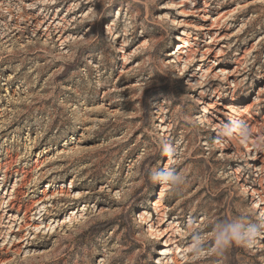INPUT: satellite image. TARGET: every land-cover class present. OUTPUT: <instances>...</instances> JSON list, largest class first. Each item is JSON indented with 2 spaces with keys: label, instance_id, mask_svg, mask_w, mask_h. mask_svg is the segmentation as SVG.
<instances>
[{
  "label": "rangeland",
  "instance_id": "374dc122",
  "mask_svg": "<svg viewBox=\"0 0 264 264\" xmlns=\"http://www.w3.org/2000/svg\"><path fill=\"white\" fill-rule=\"evenodd\" d=\"M0 36V264H264V0H0Z\"/></svg>",
  "mask_w": 264,
  "mask_h": 264
},
{
  "label": "clouds",
  "instance_id": "9594fccd",
  "mask_svg": "<svg viewBox=\"0 0 264 264\" xmlns=\"http://www.w3.org/2000/svg\"><path fill=\"white\" fill-rule=\"evenodd\" d=\"M218 132L222 137L238 135L242 143H246L251 135L248 125L242 119H235L227 124H222ZM160 151L168 156L175 154V150L167 141L161 142ZM149 178L153 183L168 184L173 188L180 185L184 179L171 167L155 169L150 173ZM259 232L260 229L256 225H245L239 220L219 226L215 234V250L220 251L232 244H248L257 237Z\"/></svg>",
  "mask_w": 264,
  "mask_h": 264
},
{
  "label": "bare ground",
  "instance_id": "6f19581e",
  "mask_svg": "<svg viewBox=\"0 0 264 264\" xmlns=\"http://www.w3.org/2000/svg\"><path fill=\"white\" fill-rule=\"evenodd\" d=\"M46 9H48V8H45V9H43L42 11H44V10H46ZM53 21H49V24L48 25H51V23H52ZM34 26H36V29H37V27H38V25L35 23V25ZM16 26H14V28H15ZM13 28V29H14ZM9 34V33H8ZM14 35H16V34H14ZM13 35V36H14ZM176 38H179L180 40H183L181 37H176ZM0 40H2V37L0 36ZM6 41H3V43H5ZM183 42V41H182ZM3 43H1L0 44V47L3 45ZM177 52H179V54H183V55H188L189 53H190V46H184L182 43H180V44H177ZM14 53V52H13ZM22 65V64H21ZM91 100L90 99H87L86 100V103H88V102H90ZM253 104V103H252ZM252 104H250V105H252ZM243 110V109H242ZM232 113V112H231ZM249 113V109L247 110V111H243V112H233V114H234V116H236L237 118H235V119H241V116L243 117L244 115H247ZM249 115V114H248ZM235 119H231V121L232 120H235ZM244 120V119H243ZM257 177H258V180H256L257 181V183L259 184L261 181H262V179L261 178H263L262 177V175L260 176V175H256ZM162 190H164V189H162ZM256 193H259V191H255ZM69 194V193H68ZM71 195V194H70ZM73 198H78V195H73L72 196ZM153 205L155 206V208H156V206H158V205H156V202H154L153 203ZM263 209H264V207H263ZM144 213V212H143ZM145 214V213H144ZM144 214H139V217L138 218H140L141 219V223H146V217L144 216ZM149 230L151 231L152 230V226H150L149 227ZM159 254H164V252H162V251H160L159 252ZM166 254V253H165Z\"/></svg>",
  "mask_w": 264,
  "mask_h": 264
}]
</instances>
